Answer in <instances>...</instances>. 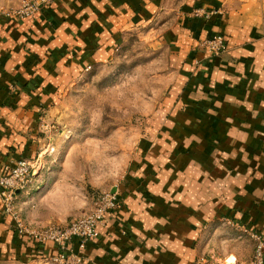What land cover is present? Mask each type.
I'll list each match as a JSON object with an SVG mask.
<instances>
[{"label":"crops","instance_id":"0c3cea01","mask_svg":"<svg viewBox=\"0 0 264 264\" xmlns=\"http://www.w3.org/2000/svg\"><path fill=\"white\" fill-rule=\"evenodd\" d=\"M21 1L0 0V5ZM96 1L100 8L91 16L96 25L92 43L82 42L74 30V16L83 20L91 13L81 0H54L34 18L0 15V174L14 161L33 154L34 145L26 141L24 128L32 122L37 105L24 102L22 93L6 100L8 76L22 74L28 52L40 56L34 63L58 66L61 60L54 47L71 42L80 47L79 52L73 51L72 66L76 62L82 69L93 58L108 55L107 49L100 48L96 54L90 50L98 46L104 31L148 18L167 8L168 1L182 13L196 6L218 10L209 19L182 16V27L174 31L175 42L183 47L187 39L194 43L216 34H223L227 42L220 57L209 56L202 48L191 52L199 63L188 74L198 87L191 89L195 96L191 123L180 120L179 124L206 130L178 141V154L189 160L185 166L189 181L179 177L182 168H178L177 176L166 182L160 175L145 174L141 183L128 177L130 181L116 186L119 206L106 214L98 237L81 252L80 264H197L205 252L220 262L211 260L213 264H231V260L246 264L237 250L219 257L212 229L205 230L217 217L228 216L258 230L264 240V0ZM24 39L29 45L25 53ZM51 53L54 57L47 62L44 56ZM162 190L165 194H160ZM185 190L190 193L184 197ZM56 252L52 242L39 244L19 235L0 207V264H45ZM230 256L236 259L229 261Z\"/></svg>","mask_w":264,"mask_h":264},{"label":"rangeland","instance_id":"374dc122","mask_svg":"<svg viewBox=\"0 0 264 264\" xmlns=\"http://www.w3.org/2000/svg\"><path fill=\"white\" fill-rule=\"evenodd\" d=\"M17 4L0 6L11 9ZM81 5L91 13L85 21L75 15L74 30L82 42L92 43L96 25L91 16L100 3L81 0ZM166 5L127 27L104 31L98 46L90 50L96 54L100 48L107 49L108 55L93 58L91 65L82 69L76 62L72 66L73 51L80 49L77 44L55 46L61 63L49 67L48 63L33 62L40 57L35 52L25 55L28 41L21 42L23 75L9 74L6 100L22 93L24 102L37 105L32 122L24 128L26 141L35 147L26 158L33 164L32 182L16 200L24 221L65 224L88 212L100 192L115 191L132 177L141 183L145 174L160 175L166 182L182 168L179 177L189 181L185 167L189 160L178 154V141L206 130L179 124L180 120L191 123L190 105L195 98L191 89L198 87L188 74L194 73L199 63L191 52L202 48L212 57L222 54L210 55L202 45L204 39L194 43L187 39L186 47L176 43L174 31L182 27L180 18L192 17L189 11L175 9L170 1ZM53 57L51 53L44 59L48 62ZM180 130L187 132L181 134ZM183 192L185 197L190 190ZM210 229L219 257H226L222 252L237 250L246 263L249 261L255 248L251 232L258 230L228 216L217 217L205 231ZM202 255L220 263L212 254Z\"/></svg>","mask_w":264,"mask_h":264},{"label":"built area","instance_id":"2783aa9c","mask_svg":"<svg viewBox=\"0 0 264 264\" xmlns=\"http://www.w3.org/2000/svg\"><path fill=\"white\" fill-rule=\"evenodd\" d=\"M54 0H22L11 9L0 8V15L15 18H34L43 8L50 6ZM218 10L205 6H196L189 11L192 18L209 19ZM202 45L210 55L226 52L227 42L223 34H216L204 39ZM33 178V164L26 158H20L6 166L0 174V207L2 212L13 220L15 231L28 236L37 243L52 242L57 249L55 254L48 256L45 264H80L84 257L81 252L88 242L95 240L104 225L107 213L115 211L119 200L115 191L100 192L94 199L88 212L73 218L62 225H38L26 222L16 206L17 195L25 190ZM245 230V229H244ZM255 241L254 252L246 264H264V240L259 231L251 232ZM197 264H213L207 256L196 259Z\"/></svg>","mask_w":264,"mask_h":264},{"label":"bare ground","instance_id":"6f19581e","mask_svg":"<svg viewBox=\"0 0 264 264\" xmlns=\"http://www.w3.org/2000/svg\"><path fill=\"white\" fill-rule=\"evenodd\" d=\"M230 262H231V264H236L235 260H231Z\"/></svg>","mask_w":264,"mask_h":264},{"label":"water","instance_id":"95a60500","mask_svg":"<svg viewBox=\"0 0 264 264\" xmlns=\"http://www.w3.org/2000/svg\"><path fill=\"white\" fill-rule=\"evenodd\" d=\"M112 192L114 191V190H111Z\"/></svg>","mask_w":264,"mask_h":264}]
</instances>
